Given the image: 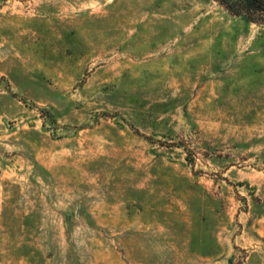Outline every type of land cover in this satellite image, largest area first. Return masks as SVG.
I'll return each mask as SVG.
<instances>
[{
  "label": "rangeland",
  "instance_id": "obj_1",
  "mask_svg": "<svg viewBox=\"0 0 264 264\" xmlns=\"http://www.w3.org/2000/svg\"><path fill=\"white\" fill-rule=\"evenodd\" d=\"M0 264H264V25L0 0Z\"/></svg>",
  "mask_w": 264,
  "mask_h": 264
},
{
  "label": "trees",
  "instance_id": "obj_2",
  "mask_svg": "<svg viewBox=\"0 0 264 264\" xmlns=\"http://www.w3.org/2000/svg\"><path fill=\"white\" fill-rule=\"evenodd\" d=\"M229 12L264 25V0H217Z\"/></svg>",
  "mask_w": 264,
  "mask_h": 264
}]
</instances>
